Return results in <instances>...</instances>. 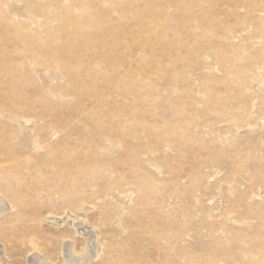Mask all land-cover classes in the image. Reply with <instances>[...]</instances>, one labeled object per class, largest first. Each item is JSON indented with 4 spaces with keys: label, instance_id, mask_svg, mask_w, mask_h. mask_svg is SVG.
<instances>
[{
    "label": "rangeland",
    "instance_id": "374dc122",
    "mask_svg": "<svg viewBox=\"0 0 264 264\" xmlns=\"http://www.w3.org/2000/svg\"><path fill=\"white\" fill-rule=\"evenodd\" d=\"M0 199V264H264V0H0Z\"/></svg>",
    "mask_w": 264,
    "mask_h": 264
},
{
    "label": "bare ground",
    "instance_id": "6f19581e",
    "mask_svg": "<svg viewBox=\"0 0 264 264\" xmlns=\"http://www.w3.org/2000/svg\"><path fill=\"white\" fill-rule=\"evenodd\" d=\"M5 203H6V201H5ZM5 203H4V201H2L0 199V213H3L4 211H6V205H5ZM68 250L70 251V249H67V251ZM68 253H67L68 256L65 258L66 259L65 264H87V260H88L87 256L86 257L83 256L84 258L81 257V259H77L74 256H72V253L71 254H70V252H68ZM37 263L38 264H48L47 262H40L39 263V261ZM5 264H8V263H5Z\"/></svg>",
    "mask_w": 264,
    "mask_h": 264
}]
</instances>
